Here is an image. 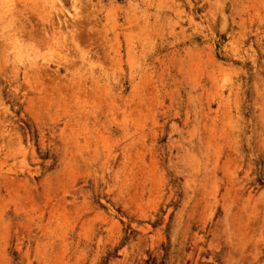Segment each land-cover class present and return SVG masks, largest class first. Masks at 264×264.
<instances>
[{
  "label": "rangeland",
  "instance_id": "1",
  "mask_svg": "<svg viewBox=\"0 0 264 264\" xmlns=\"http://www.w3.org/2000/svg\"><path fill=\"white\" fill-rule=\"evenodd\" d=\"M0 264H264V0H0Z\"/></svg>",
  "mask_w": 264,
  "mask_h": 264
}]
</instances>
